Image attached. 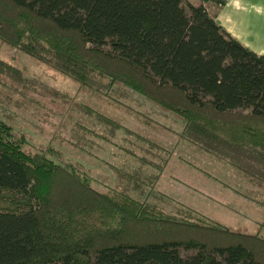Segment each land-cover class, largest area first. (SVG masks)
Returning a JSON list of instances; mask_svg holds the SVG:
<instances>
[{"label":"trees","instance_id":"obj_1","mask_svg":"<svg viewBox=\"0 0 264 264\" xmlns=\"http://www.w3.org/2000/svg\"><path fill=\"white\" fill-rule=\"evenodd\" d=\"M0 5L10 11L0 12V38L10 46L81 86L104 80L111 91L122 87L172 110L184 138L227 157L248 183L264 187V55L231 36L203 4ZM24 145L0 122V264H264V238L256 234L220 222L192 231L128 192H102L81 170L43 151L26 153Z\"/></svg>","mask_w":264,"mask_h":264},{"label":"rangeland","instance_id":"obj_2","mask_svg":"<svg viewBox=\"0 0 264 264\" xmlns=\"http://www.w3.org/2000/svg\"><path fill=\"white\" fill-rule=\"evenodd\" d=\"M258 1L243 0L238 13L251 22L261 17ZM3 11L10 13L0 5ZM95 80L81 86L0 38V122L24 138V152H46L102 192H128L192 231L220 222L264 238V187L248 183L227 157L184 138L172 110Z\"/></svg>","mask_w":264,"mask_h":264},{"label":"crops","instance_id":"obj_3","mask_svg":"<svg viewBox=\"0 0 264 264\" xmlns=\"http://www.w3.org/2000/svg\"><path fill=\"white\" fill-rule=\"evenodd\" d=\"M253 1L254 0H250V3L252 4ZM242 2L243 0H226L225 5L218 6L211 0H207L206 2L200 0V2L195 5L203 4L208 14L231 36L236 38L241 44L254 53L264 55V14L260 15L258 13L261 17L252 19V22L250 20L246 21L244 16L238 13V8L242 7ZM259 3H261V1H258L257 5L262 6ZM208 6L213 9V13L212 10L210 12ZM233 6H235L234 10L232 9ZM262 9H264V4ZM263 12L264 11L261 13Z\"/></svg>","mask_w":264,"mask_h":264}]
</instances>
